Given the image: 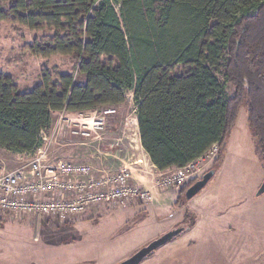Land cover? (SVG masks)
I'll use <instances>...</instances> for the list:
<instances>
[{
	"label": "trees",
	"instance_id": "trees-1",
	"mask_svg": "<svg viewBox=\"0 0 264 264\" xmlns=\"http://www.w3.org/2000/svg\"><path fill=\"white\" fill-rule=\"evenodd\" d=\"M2 21L55 29L32 52L74 55L85 82L44 70L23 91L0 73L1 148L31 153L55 112L119 106L133 92L141 145L159 170L184 167L216 144L215 176L242 105L264 163V0H0ZM196 221L186 211L178 236Z\"/></svg>",
	"mask_w": 264,
	"mask_h": 264
},
{
	"label": "rangeland",
	"instance_id": "rangeland-1",
	"mask_svg": "<svg viewBox=\"0 0 264 264\" xmlns=\"http://www.w3.org/2000/svg\"><path fill=\"white\" fill-rule=\"evenodd\" d=\"M117 9L119 10V6ZM56 33L55 29L49 27L30 29L12 21L0 22V73L11 76L23 91L38 85L44 70L57 69L61 73H75L78 83L85 82L84 75L76 72L78 61L74 55L42 57L32 52L31 46L35 42L52 38ZM65 34L61 33L62 36ZM220 78L228 95L232 96L235 87L226 82L223 75ZM130 94L129 92L127 97L130 105L126 107L127 113L134 118L137 113L136 104L129 97ZM135 127L136 125L126 130L130 138L120 131L107 135L100 142L74 146L84 153L85 158L81 160L83 163L97 168H132L134 182L146 185L154 194V202L157 200L160 203L163 201L161 194L169 192H176L184 198L185 189L192 180L202 178L214 167L218 151H208L202 156L204 160L199 165V173L187 183L169 188L158 186V182L175 169L160 173L137 162L143 152L136 140ZM117 139L122 142L121 149L112 146ZM1 154L5 157L8 169H14L27 161L26 157L18 158L7 152ZM59 156L71 159L66 152ZM263 181L264 163L259 156L257 139L248 124L247 107L242 105L236 126L228 139L223 163L205 188L192 200L203 193L213 192L217 211H223V215L218 212L219 215L255 221L260 223V228L225 225L221 229L230 232L228 237L213 236V239L201 240L195 247L193 244L186 245L172 251L165 260L156 255L163 250V245L140 264H250V259L245 260V256H237L236 253L250 248L248 243L252 247L250 252H253L263 241L254 234H244L245 230L256 233L263 229L264 232V192L258 193ZM190 201L186 200V204ZM173 202L165 201L166 205L170 204L165 208L140 203H132L127 207L103 205L73 218L0 213V264H119L163 235L164 233L159 235L161 231L169 232L183 222L184 215H179L177 208L171 207ZM193 208L187 206L184 211L193 213L198 219L199 214ZM184 234L185 232L175 239ZM222 237L224 238L220 239ZM231 248L237 251H230ZM258 262L254 264H264V258Z\"/></svg>",
	"mask_w": 264,
	"mask_h": 264
},
{
	"label": "built area",
	"instance_id": "built-area-1",
	"mask_svg": "<svg viewBox=\"0 0 264 264\" xmlns=\"http://www.w3.org/2000/svg\"><path fill=\"white\" fill-rule=\"evenodd\" d=\"M118 112V106H105L90 113L61 115L52 131H42L41 143L33 152L27 153V161L14 169L7 168L5 157L0 153V213L73 218L103 205H149L153 194L144 185L134 182L132 168H97L53 154L54 138L64 127L68 129L70 145L100 142L106 138L110 120ZM137 120L129 116L126 126L130 129ZM121 144L117 139L112 146L121 149ZM209 151L217 152L218 146L213 145ZM203 160L201 157L178 167L161 179L158 186L184 185L199 173ZM137 162L151 163L144 157Z\"/></svg>",
	"mask_w": 264,
	"mask_h": 264
},
{
	"label": "crops",
	"instance_id": "crops-1",
	"mask_svg": "<svg viewBox=\"0 0 264 264\" xmlns=\"http://www.w3.org/2000/svg\"><path fill=\"white\" fill-rule=\"evenodd\" d=\"M130 93L131 94L129 97L134 101L133 92H130ZM128 99L124 104L118 106L119 112L115 117H113L110 120L107 135H110L112 133H118L121 131L122 133L125 134V137L130 138L129 132L126 131L129 129V127L126 126V120L130 116L127 113V110H128L127 107H129V105H130L129 104L130 100H128ZM135 111L137 112L136 105H135ZM67 113L68 112H66V111L55 112L54 117H53L52 126H51L49 131H52L57 126V122L59 121L60 116L63 114H67ZM135 117L137 119V114L135 115ZM135 129H136V135H137L136 140H138L137 143L139 144V146L143 152L141 156L150 160L149 155L146 153V151L144 150V148L141 145L138 120H137V124H136ZM68 134H69L68 129L66 127H64L61 131L58 132V135H56V137L54 138V142H53V154L55 156H59V155L63 154L64 152H66L68 154V156L71 157L72 160L82 162L83 159L85 158V156L83 155L84 153L82 152V150L81 151L78 150L79 148H76L77 146L69 144V142H68V136L69 135ZM1 152L10 153V154H12L18 158L26 157V155H27V154H15V153H12V152L0 147V153ZM120 157H122V156H120ZM151 163H150V165H145V166H150L153 168L152 170H154L156 172H160V173H163L169 169H175L176 170L178 168V167L174 166V167H171L167 170L162 171V170H159L156 166L151 165ZM161 195H162V200H163L162 203L156 202L157 200L154 202V200H153L149 205L151 207L158 206L161 208H165L166 206H170V204L166 205L165 201L173 200L174 202L171 204V207H173V209L177 208V210H178L177 213L179 215L181 213H183V215H184V213H185L184 210L186 209L187 206L190 208L194 207L193 210L199 214V217H198L195 225L190 230L186 231L185 234L182 235L181 237H179L175 240L173 239L172 241L168 242L167 244H165L161 248L163 250H161L160 252H157L156 255L157 256L160 255L161 257H163V259L165 257H167L172 251L179 250V249L185 247L186 245L193 244V247H195L197 245V243H199L201 240H207L209 238L213 239V236L228 237L230 232L229 231H227V232L222 231V229H221L225 225L239 226V227H241L242 225H248V226L260 228V226H259L260 223L255 222V221L239 219V218H234V217L233 218H225V217L221 216V215H223V211L222 210L217 211V209H218L217 203L213 202V198H214L213 192L203 193L201 196L196 198V200H191L192 202L195 201L194 204H192V202L190 201L184 207H177L175 205L176 200L178 198V194L176 192H169V194H161ZM92 211L93 210H90L89 213ZM95 211H97V210H95ZM218 212H220L222 214L219 215ZM261 228H262V226H261ZM165 232L166 231H161L159 233V235H161L163 233L165 234ZM245 233L247 234V236H251V234H254L257 236V238L260 237L259 240H263L262 242L259 243V248L253 252H250V249H252V247L248 243L250 248L248 247L245 251L240 250L236 253L237 256L238 255L245 256V260L250 259L251 260L250 264H254V263H256V262H258L264 258V232L262 229L260 231H257L256 233H252V230H249V231L245 230L244 234ZM156 236H158V235H156ZM223 238L224 237H222L220 239H223ZM220 239H218V240H220ZM214 246H215V244H214ZM229 250L234 251V252L237 251V249H235V248L234 249L231 248ZM234 257H236V256H234Z\"/></svg>",
	"mask_w": 264,
	"mask_h": 264
},
{
	"label": "water",
	"instance_id": "water-1",
	"mask_svg": "<svg viewBox=\"0 0 264 264\" xmlns=\"http://www.w3.org/2000/svg\"><path fill=\"white\" fill-rule=\"evenodd\" d=\"M213 176H214V170H209L208 172H206L201 179L197 180L193 185H191L187 189L186 198L188 200H192L197 194H199L205 188V186L208 184V182L212 179ZM263 192H264V181L262 182L258 193L261 194ZM181 231H182L181 228H174L169 232H166L160 237L152 240L149 244L142 247L132 256L123 260L119 264H140L152 252H154L158 248L162 247L163 245L167 244L168 242L176 238L181 233Z\"/></svg>",
	"mask_w": 264,
	"mask_h": 264
}]
</instances>
